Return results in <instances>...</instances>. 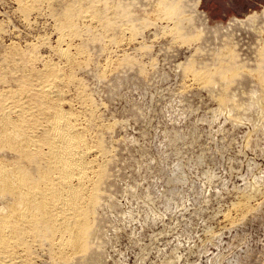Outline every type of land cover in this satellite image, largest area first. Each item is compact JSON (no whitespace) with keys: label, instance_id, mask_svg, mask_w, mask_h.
<instances>
[{"label":"rangeland","instance_id":"374dc122","mask_svg":"<svg viewBox=\"0 0 264 264\" xmlns=\"http://www.w3.org/2000/svg\"><path fill=\"white\" fill-rule=\"evenodd\" d=\"M55 110L89 164L76 248ZM0 169V216L23 176L59 217L28 210L0 264H264V0H0Z\"/></svg>","mask_w":264,"mask_h":264},{"label":"bare ground","instance_id":"6f19581e","mask_svg":"<svg viewBox=\"0 0 264 264\" xmlns=\"http://www.w3.org/2000/svg\"><path fill=\"white\" fill-rule=\"evenodd\" d=\"M63 54H65V53H63ZM50 119H51L50 124H52V131H53V139H52L53 143H52V141H50L52 143V147H50L51 149L49 150V152L51 153V157L53 159L52 163H54V166L56 167L55 169L58 172L57 176H58V179H60V180L58 183H56V182L54 183L51 181L48 183L45 182L43 187H45L47 190V198H51V200L53 199L55 202L57 201V203L62 205L61 207L63 210L60 212L59 215L64 213V211L70 212V216H68V217L66 216L67 218L65 217V221L63 219L64 217L62 218L63 219L62 225H64V228L62 227L61 229H63V232L65 233L64 235H66V237L63 239V241H65V244L76 248L78 246L79 241H81V239H82L81 238L83 236L82 232H84L83 231L84 230L83 225H85V223H83L84 221L81 219V217L79 215H76V213L78 212V209H79L78 204L80 203V200L83 198V182L87 177V173L89 171V164L86 162L85 157H84V152L82 151L83 149H82L81 136H79L76 133L77 129L75 130L73 123H71L72 121H69L68 113L58 111ZM19 128H20V126L17 125L15 128L16 132L19 130ZM16 134H19V132ZM16 134H14V135H16ZM5 135H8V134H5ZM21 136H22V134H21ZM4 137H6V136H4ZM7 139H9V138H7ZM11 139H13V138H11ZM28 141H30V140H28ZM17 149H19V148H17ZM7 167H9V166H7ZM0 173H5V172H3L2 169H0ZM45 176H46V174H45ZM22 177L20 176V177L15 178V179H18V186L15 187L13 192L17 193L19 198L23 199V201H22L23 203L26 201L25 209L23 211H17L16 210L17 212H14V210H12L11 209L12 207H11L10 209L12 211L8 210L9 213H6L5 215L0 216V251L3 250L4 253H5L6 249L8 250V246L11 245V243H13L12 240H15L12 237L13 234H17V233H13V231L14 232L16 231L15 225L18 223L20 224V222H25L26 216H28L27 215L28 210L35 209L38 212L42 210V212H44L45 214L48 211L47 210V208H48L47 201H45L46 200L45 193L43 191H40L38 193V195L33 194V192L36 193V192H38V190L32 191L31 188L28 187L26 182H23L24 180H22ZM73 178L77 179L75 185H74L75 182L73 184L72 183L69 184V182H68V179L71 180ZM7 180L8 179H6V178L3 179L4 182ZM46 181H48V180H46ZM10 182H11L10 185L16 186L17 181L14 182V181L10 180ZM11 189H13V187ZM35 189H38V187ZM39 190H40V188H39ZM48 203L50 204V201H48ZM17 206L22 207L21 202L18 203ZM49 208H51V207L49 206ZM19 209H20V207H19ZM38 212H36V215L38 214ZM33 213H35V212H33ZM44 213H43V215H44ZM41 215H42V213H41ZM34 217H35V215H34ZM34 217H32V218H34ZM45 217H46L47 223L50 226L54 227L56 224H59L58 215L55 216L54 213L49 212L46 214ZM32 218L30 217L29 219H32ZM32 220H34V219H32ZM54 221H57V222H54ZM23 226L24 225H22V227ZM29 226H31V225H29ZM17 227H19V226H17ZM15 238H17V237L15 236ZM16 241H17V239H16ZM14 243H16V242H14ZM9 250H10V248H9ZM9 250L7 252H9ZM1 252H0V256L3 253V252L2 253ZM4 253H3V255H4ZM5 254H7V253H5Z\"/></svg>","mask_w":264,"mask_h":264}]
</instances>
